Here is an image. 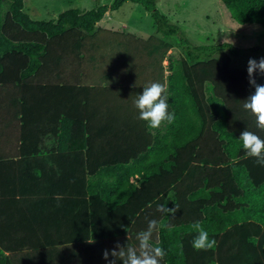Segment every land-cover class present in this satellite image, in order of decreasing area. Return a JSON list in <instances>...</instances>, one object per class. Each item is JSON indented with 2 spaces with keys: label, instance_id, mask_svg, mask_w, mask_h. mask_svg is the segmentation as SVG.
Instances as JSON below:
<instances>
[{
  "label": "trees",
  "instance_id": "16d2710c",
  "mask_svg": "<svg viewBox=\"0 0 264 264\" xmlns=\"http://www.w3.org/2000/svg\"><path fill=\"white\" fill-rule=\"evenodd\" d=\"M155 1L115 0L38 21L23 12L24 0H0V84L21 83L35 74L52 41L71 34L77 36L79 50L86 46L83 40H90L94 61L104 59L116 66L121 60L129 78L135 73L160 76L175 120L162 123V129L144 122V142L124 176L128 184L129 175L138 174V180L128 184L127 201L134 202L137 196L139 202L128 207V233L145 229L146 217L168 225L153 235V243L167 252L162 264H264V167L246 155L239 141L245 129L261 139L264 130L255 127L254 117L242 107V100L254 91L246 69L232 67V58L244 50L229 43L195 46L184 36L175 42L182 33L158 12ZM221 1L235 23L264 31V0ZM126 2L140 4L150 13L156 34L143 39L96 29L108 10ZM249 51L256 59L264 57L259 56L263 51L259 47ZM256 79L264 84V76ZM158 204L179 210L175 216H162ZM195 222L216 239V247L193 249ZM8 260L0 258V263Z\"/></svg>",
  "mask_w": 264,
  "mask_h": 264
},
{
  "label": "crops",
  "instance_id": "0c3cea01",
  "mask_svg": "<svg viewBox=\"0 0 264 264\" xmlns=\"http://www.w3.org/2000/svg\"><path fill=\"white\" fill-rule=\"evenodd\" d=\"M113 13L96 29L153 35L129 31ZM78 42L74 34L54 39L35 74L0 84V258L8 264H106L104 249L137 244L127 222L139 202L127 198L138 174L128 184L124 176L145 123L133 102L143 82L160 76L129 78L121 60L94 61L90 40L82 50Z\"/></svg>",
  "mask_w": 264,
  "mask_h": 264
},
{
  "label": "rangeland",
  "instance_id": "374dc122",
  "mask_svg": "<svg viewBox=\"0 0 264 264\" xmlns=\"http://www.w3.org/2000/svg\"><path fill=\"white\" fill-rule=\"evenodd\" d=\"M115 0H24L23 12L33 14V19L49 21L69 9L87 11L100 5H111ZM156 9L169 22L178 26L181 34L174 41L184 36L195 46L229 43L243 49L241 55L233 57L232 67H247L249 58L257 55L250 48L263 49L264 31L257 25H238L229 16L221 0H156ZM114 18L123 21L132 31V27L142 32L156 34V25L150 13L140 4L126 2L115 9Z\"/></svg>",
  "mask_w": 264,
  "mask_h": 264
},
{
  "label": "clouds",
  "instance_id": "9594fccd",
  "mask_svg": "<svg viewBox=\"0 0 264 264\" xmlns=\"http://www.w3.org/2000/svg\"><path fill=\"white\" fill-rule=\"evenodd\" d=\"M247 78L249 85L254 91L245 98L242 103L243 109L254 117L255 127L264 130V84L257 82V75L264 76V57L249 58L247 61ZM133 106L138 110L137 119L144 121L151 129L159 128L162 123H173L175 120L174 112L168 111V96L166 88L159 82H152L143 86L142 93L138 94L133 102ZM239 141L242 149L250 158H254L257 165L264 167V139L256 133L243 130L239 134ZM59 195L57 207L60 206ZM157 212L162 216H175L178 206L168 207L164 204L156 206ZM147 227L136 234L137 244L130 246L116 242L113 248L104 249L102 258L106 264H162L167 252L162 246L153 243L154 232L161 225L156 219L146 217ZM197 234L192 240V247L196 251H209L217 246L215 238H210L208 231L200 224H193ZM92 243V242H89Z\"/></svg>",
  "mask_w": 264,
  "mask_h": 264
}]
</instances>
